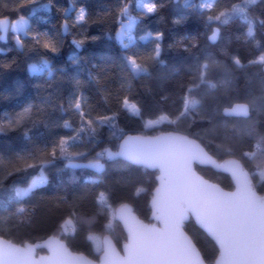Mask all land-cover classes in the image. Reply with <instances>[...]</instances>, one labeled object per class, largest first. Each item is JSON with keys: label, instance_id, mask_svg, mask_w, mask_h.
<instances>
[{"label": "trees", "instance_id": "trees-1", "mask_svg": "<svg viewBox=\"0 0 264 264\" xmlns=\"http://www.w3.org/2000/svg\"><path fill=\"white\" fill-rule=\"evenodd\" d=\"M138 1L0 0V18H28L27 33L19 34L22 47L12 31L6 43L0 42V236L23 244L55 235L91 258L100 249L95 250L89 234L100 244L108 233L120 247L126 234L115 220V207L129 203L148 221L156 186V172L106 157L126 134L175 131L197 138L217 159L238 158L264 194V180L256 174L264 167V61L257 60L264 57V0H213L211 8L205 5L212 0H144L155 10L136 20L133 43L122 49L116 35L124 19L120 9L130 3L135 13ZM81 6L88 18L77 26ZM33 9L38 11L33 14ZM64 22L71 25L65 36ZM214 28L218 40L211 44ZM44 31L56 36L58 52L34 44L31 37ZM149 32L150 39H140ZM73 40L83 47L74 48ZM125 57L146 71L133 74ZM40 58L49 59L52 78L47 72L29 73L27 66ZM80 96L85 99L75 111L69 99ZM125 98L135 112L123 106ZM235 102L250 106L248 118L222 114ZM99 117L107 119L100 124ZM147 119L160 124L145 126ZM65 121L70 128L63 126ZM61 137L69 138L72 155H61L58 148L51 153ZM41 160L47 161L43 168ZM70 161H100L103 167H72ZM196 169L233 188L228 175ZM41 171L47 183L18 197L15 190L26 188ZM68 219L75 226L66 230ZM184 229L212 263L219 252L216 244L191 219Z\"/></svg>", "mask_w": 264, "mask_h": 264}, {"label": "water", "instance_id": "water-1", "mask_svg": "<svg viewBox=\"0 0 264 264\" xmlns=\"http://www.w3.org/2000/svg\"><path fill=\"white\" fill-rule=\"evenodd\" d=\"M2 18L9 22L0 32L4 37L0 42L6 43L11 20ZM218 32L214 28L209 34L211 44L217 42ZM213 33L215 41L210 38ZM250 112L245 102L222 109L230 118L246 119ZM105 155L156 172L148 221L139 218L129 203L115 207L114 217L126 240L118 247L110 234L102 235L97 260L71 250L55 235L23 244L0 236V264H264V194L256 190L238 158L217 159L197 138L175 131L126 134L117 149ZM196 166L228 175L233 188L204 177ZM190 219L218 247L212 263L205 261L184 229Z\"/></svg>", "mask_w": 264, "mask_h": 264}, {"label": "snow or ice", "instance_id": "snow-or-ice-1", "mask_svg": "<svg viewBox=\"0 0 264 264\" xmlns=\"http://www.w3.org/2000/svg\"><path fill=\"white\" fill-rule=\"evenodd\" d=\"M253 2H255V0H253ZM144 3H145L144 0H139L137 7L142 9V7L144 6ZM212 3H213V0L210 3H207L205 5V7L211 8ZM45 8H47V5H45ZM154 10H155V5H151L148 7V12H153ZM36 11H38V9H33V14H35ZM127 12H128V7L125 4L123 7H121L120 14L126 15ZM87 18H88L87 9L85 6H81L79 8L78 12L76 13L74 23L77 24V26H80L81 22H86ZM127 19H128V23H126V24L121 23L120 31L117 32V34H116L117 38L120 41V45H121L122 49H129V47L132 45L133 40H134L131 29L133 27V24L136 22V18H134L132 16H127ZM210 19H211V17H210ZM224 22L226 23L227 21L225 20ZM27 23H28V21L25 18L21 17V18H19L18 21L11 22V28L14 32L23 31L26 34L27 31L25 29V25ZM8 27H9L8 18H0V32H5L8 29ZM63 27H64V33L63 34H68L69 28L71 27V25H69L68 23H65ZM251 34H252L251 31H249V35H251ZM58 35H60V34H58ZM151 36H152V34L149 32L147 35L141 36L140 39L141 40H148V39H150ZM157 38H159V34H157ZM210 38L213 41H215L216 40V33H213V35ZM3 39H4V37L0 36V40H3ZM31 39L34 41L35 45H39L43 49H45L47 51H51L52 53H56L60 50L58 48L56 36H53L48 31L37 32L34 36L31 37ZM93 39H96V38L94 37ZM16 43H17L18 47H22V45L20 44V38L16 39ZM71 43L73 44L74 48L80 49L83 47L82 41L73 40V41H71ZM156 55L157 56L159 55V48L156 49ZM69 59L71 60V59H73V57L70 56ZM105 59L113 60L112 57H106ZM124 59L129 62L128 66L132 69L133 74H138L141 71H146L145 69L138 68L132 57H125ZM257 60L258 61H264V57H259V58H257ZM27 68H28L29 73L32 74L33 76H39V75L43 74L45 71H47L48 77L52 78L53 72H54V70L50 64L49 59H46V58H40L38 60V62L30 63L27 66ZM76 84H77V86H79L80 81L77 80ZM84 99L85 98L82 96L76 98L74 101L70 98L69 99L70 108H72L75 111H79L81 108V104L84 102ZM192 103L194 104L195 102L193 101ZM123 106L131 108V106L128 103L127 98L124 99ZM31 107H32V105H29L28 107L24 108L22 113L19 114V120H17V124H20L23 122L24 116L29 113ZM239 107L240 106H237V108H239ZM63 110L65 111L66 109H63ZM225 111L227 112L228 110L226 109ZM106 119H107L106 117H99L98 122L100 124H103ZM89 124H91V122H89ZM63 126L65 128L71 127V125L67 121L64 122ZM78 132H79V129L77 130V134H78ZM68 144H69V138L68 137H61L58 140L57 144L54 145L50 151L54 155L57 151V148H58L61 155H69L70 156L72 154L69 153ZM97 155H101V153H98ZM109 155L111 156L110 153H109ZM39 163L41 165V168H43V165L45 163H47V161L41 160V161H39ZM69 166H72V167H95V168H97V170L102 169V165H99L96 163H89L87 165H74L70 161ZM46 183H47V177L45 176L43 171H41L39 176L33 178L30 186L27 189L17 188L15 190L16 195L18 197L27 196L29 193L32 192L33 189L40 188L41 186H44ZM21 211H23V209H21Z\"/></svg>", "mask_w": 264, "mask_h": 264}, {"label": "rangeland", "instance_id": "rangeland-1", "mask_svg": "<svg viewBox=\"0 0 264 264\" xmlns=\"http://www.w3.org/2000/svg\"><path fill=\"white\" fill-rule=\"evenodd\" d=\"M139 2V1H138ZM138 2L136 3V12L134 13L132 10H131V4L129 3L128 5H127V7H128V12H127V14L126 15H124V14H122L123 16H124V19L122 20V22L121 23H123V24H126V23H128V19H127V16H132V17H134V18H136V20L138 19V18H141V17H145V16H147V14H149L150 12H148V7L149 6H151V5H154L153 3H148V2H145L144 3V6L142 7V9L141 8H138L137 7V4H138ZM21 18V17H20ZM23 18H25L27 21H28V18L27 17H23ZM19 20V19H18ZM18 20H16V21H18ZM13 22H15V21H13ZM135 24V23H134ZM134 24H133V27H134ZM26 26V25H25ZM132 27V28H133ZM11 31L13 32V34L15 35V42H16V39L17 38H19V34H20V32H22V31H20V32H14L13 30H12V28H11ZM120 31V29L118 30V32ZM17 44V43H16ZM36 62H38V61H36ZM32 63H34V62H32ZM45 72H47V71H45ZM129 105L131 106V110L133 111V112H135L136 111V109H135V106H134V104H131V103H129ZM145 126H149V125H158V124H160V122H157V121H155V120H151V119H147L146 121H145ZM94 163H96V164H99V165H102V167H103V164L100 162V161H97V162H94ZM97 169V168H96ZM256 174H257V176H258V179L260 180V181H262V180H264V167L263 168H260V169H257L256 170ZM37 177V176H36ZM33 180V179H32ZM32 180H31V182H32ZM31 182L29 183V185L26 187V188H20V189H27L29 186H30V184H31ZM72 225H73V223H72V221L70 220V219H68L66 222H65V228H66V230L67 229H69V228H71L72 227ZM89 237L94 241V244H95V247L94 248H96L95 250H98V249H100V247H101V239H100V244H99V242H98V238L96 237V235H94V234H89Z\"/></svg>", "mask_w": 264, "mask_h": 264}, {"label": "flooded vegetation", "instance_id": "flooded-vegetation-1", "mask_svg": "<svg viewBox=\"0 0 264 264\" xmlns=\"http://www.w3.org/2000/svg\"><path fill=\"white\" fill-rule=\"evenodd\" d=\"M39 252V251H38ZM40 252H44V251H40ZM100 252H101V248H100V250H99V252H98V254H97V256L95 257V258H92V259H94V260H97L98 259V256H99V254H100ZM91 258V257H90Z\"/></svg>", "mask_w": 264, "mask_h": 264}, {"label": "built area", "instance_id": "built-area-1", "mask_svg": "<svg viewBox=\"0 0 264 264\" xmlns=\"http://www.w3.org/2000/svg\"><path fill=\"white\" fill-rule=\"evenodd\" d=\"M263 69H264V65H263ZM73 226H75V224Z\"/></svg>", "mask_w": 264, "mask_h": 264}]
</instances>
